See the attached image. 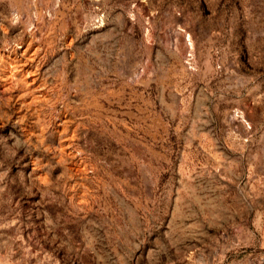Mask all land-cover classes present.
Masks as SVG:
<instances>
[{
  "label": "rangeland",
  "instance_id": "obj_1",
  "mask_svg": "<svg viewBox=\"0 0 264 264\" xmlns=\"http://www.w3.org/2000/svg\"><path fill=\"white\" fill-rule=\"evenodd\" d=\"M0 264H264V0H0Z\"/></svg>",
  "mask_w": 264,
  "mask_h": 264
},
{
  "label": "bare ground",
  "instance_id": "obj_2",
  "mask_svg": "<svg viewBox=\"0 0 264 264\" xmlns=\"http://www.w3.org/2000/svg\"><path fill=\"white\" fill-rule=\"evenodd\" d=\"M176 38H178V41H179V44H180L179 45L180 46V51H181V53L184 54V52L186 51V46L183 43V35L178 33V34H176Z\"/></svg>",
  "mask_w": 264,
  "mask_h": 264
}]
</instances>
